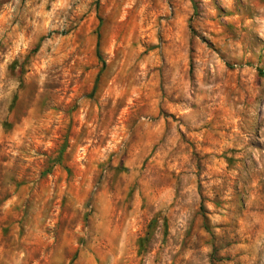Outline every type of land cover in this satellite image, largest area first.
<instances>
[{
  "label": "clouds",
  "instance_id": "1",
  "mask_svg": "<svg viewBox=\"0 0 264 264\" xmlns=\"http://www.w3.org/2000/svg\"><path fill=\"white\" fill-rule=\"evenodd\" d=\"M0 264H264V0H0Z\"/></svg>",
  "mask_w": 264,
  "mask_h": 264
}]
</instances>
